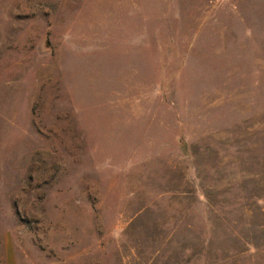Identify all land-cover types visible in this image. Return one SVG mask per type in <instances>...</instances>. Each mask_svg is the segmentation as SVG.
Segmentation results:
<instances>
[{
	"label": "rangeland",
	"instance_id": "obj_1",
	"mask_svg": "<svg viewBox=\"0 0 264 264\" xmlns=\"http://www.w3.org/2000/svg\"><path fill=\"white\" fill-rule=\"evenodd\" d=\"M0 264H264V0H0Z\"/></svg>",
	"mask_w": 264,
	"mask_h": 264
}]
</instances>
